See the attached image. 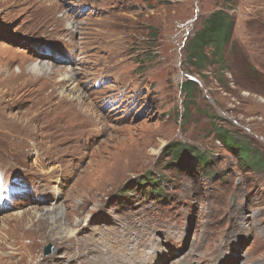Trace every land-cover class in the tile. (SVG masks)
<instances>
[{
    "label": "rangeland",
    "instance_id": "374dc122",
    "mask_svg": "<svg viewBox=\"0 0 264 264\" xmlns=\"http://www.w3.org/2000/svg\"><path fill=\"white\" fill-rule=\"evenodd\" d=\"M52 9L65 19L57 31L51 19L43 25ZM217 9L235 18L232 50L224 67L199 73L185 47ZM40 60L54 66L56 80L72 81L56 85L52 103L36 102L35 90L0 94V126L3 117L17 126L0 132V171L32 193L1 208L0 218L66 199L58 216L80 225L57 222L62 235L77 230L103 252L111 244L115 264H264V167L245 166L220 136L264 161V0H0V80L23 69L12 90L22 89ZM186 79L197 82L192 100ZM90 111L83 137L55 141L58 118ZM171 141L206 153L213 172L165 166ZM144 176L162 179L165 199L140 190ZM56 244L42 241V264H53V253L68 264Z\"/></svg>",
    "mask_w": 264,
    "mask_h": 264
},
{
    "label": "bare ground",
    "instance_id": "6f19581e",
    "mask_svg": "<svg viewBox=\"0 0 264 264\" xmlns=\"http://www.w3.org/2000/svg\"><path fill=\"white\" fill-rule=\"evenodd\" d=\"M49 13L50 17L43 21V25L48 28L47 23L51 19L56 25L55 30H59L58 27L64 24L65 19L58 17L56 9L50 10ZM68 26H70V24H68ZM69 28L68 30H73L74 27ZM70 33L71 31H68L66 35ZM104 39L105 44H108L109 37L107 34H104ZM105 44L96 46L95 49L97 52H101ZM35 55H38V59H44L45 57L44 53L35 52ZM56 72V69L51 63L40 60L38 66L37 64L31 66L28 73L29 76H31L28 80L32 77H35V79L22 84L25 85L22 89L12 90L14 85H20L18 81L24 76V70L21 69L18 73L0 80V84L1 81L6 84L0 85V87L4 88V90H0V94L5 93L4 95L8 98L12 92L32 95L34 94L33 90H35L38 95H41L36 102L42 104L52 103L57 96L56 85L68 87L70 86L68 82L72 81V78L66 79L67 76H64L63 79L59 81L56 80ZM48 88H50V91L46 94L45 90ZM34 97L35 96H33V98ZM55 105L61 106L63 103L62 101H58ZM92 114L93 112L89 115L67 113L65 116L58 118V125L56 127L58 133H54L53 135L55 141L61 140L64 143L70 139L83 137L85 135V125L87 126L85 123L86 121L89 122ZM1 124L0 132L2 135L14 133L17 128L14 123L10 120H6L4 117L2 118ZM56 157H58V159L61 158V153H57ZM64 202H66V199L59 205H53L52 209L43 212L42 207L39 206L29 208L23 212H17L8 218L2 216L0 218V264H42L44 259L38 257L39 246L48 236L55 238L58 250H64V254L68 258V264H115V258L111 257L109 253L110 250H112L111 244L108 243L105 245L106 251L103 252L99 250L98 247H92L86 243H82L83 238L79 236L77 230L75 231L72 229L71 234L62 235L63 232H61V229H65V226L63 225L62 227L61 224L60 228V225H56L57 222L64 223L67 227L71 226L73 228L80 225V222H75V219L70 214H66L64 217L62 215L58 216V212L56 211ZM92 252H95L94 257H84L86 253L91 254ZM55 254L56 253H53L51 256L55 259L53 264H63V261L56 260L58 257L56 256L57 254ZM76 256L80 259L74 262ZM95 257H97L98 260H96ZM94 261L97 262L94 263Z\"/></svg>",
    "mask_w": 264,
    "mask_h": 264
},
{
    "label": "trees",
    "instance_id": "16d2710c",
    "mask_svg": "<svg viewBox=\"0 0 264 264\" xmlns=\"http://www.w3.org/2000/svg\"><path fill=\"white\" fill-rule=\"evenodd\" d=\"M235 27V18L230 11L225 9H217L211 12L203 21L201 27L189 38L186 44L185 62L194 67L197 72L203 73L216 63L225 64V52L232 50V37ZM221 67V66H220ZM182 89L185 97L192 100L197 91V82L192 79L183 81ZM221 140L225 146L237 152L240 162L245 166H249L252 170H260L264 167V161L258 156V153L251 149L240 151L242 143L226 133L220 132ZM163 155H167V163L165 166L175 167L179 170L187 165L193 171L205 175L211 174L212 161L208 160L206 153L200 151L196 147L180 142L171 141L163 149ZM251 156L252 158H248ZM145 183L141 180L140 190L146 195L156 196L165 199L164 190L160 185L162 179L144 176ZM143 184H146L144 187ZM139 186V185H137ZM150 188V189H149Z\"/></svg>",
    "mask_w": 264,
    "mask_h": 264
},
{
    "label": "water",
    "instance_id": "95a60500",
    "mask_svg": "<svg viewBox=\"0 0 264 264\" xmlns=\"http://www.w3.org/2000/svg\"><path fill=\"white\" fill-rule=\"evenodd\" d=\"M53 249V246L51 243L47 244L45 247V254H49Z\"/></svg>",
    "mask_w": 264,
    "mask_h": 264
}]
</instances>
